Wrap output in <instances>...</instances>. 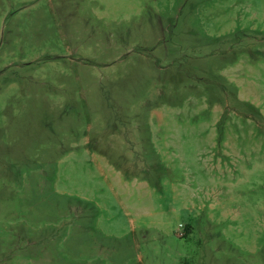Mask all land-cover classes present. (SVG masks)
<instances>
[{
	"label": "rangeland",
	"instance_id": "1",
	"mask_svg": "<svg viewBox=\"0 0 264 264\" xmlns=\"http://www.w3.org/2000/svg\"><path fill=\"white\" fill-rule=\"evenodd\" d=\"M0 264H264V0H0Z\"/></svg>",
	"mask_w": 264,
	"mask_h": 264
}]
</instances>
